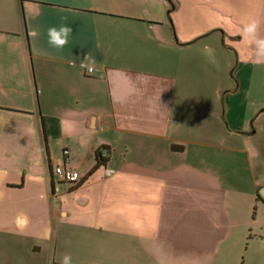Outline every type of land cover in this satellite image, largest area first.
<instances>
[{
  "label": "crops",
  "instance_id": "obj_1",
  "mask_svg": "<svg viewBox=\"0 0 264 264\" xmlns=\"http://www.w3.org/2000/svg\"><path fill=\"white\" fill-rule=\"evenodd\" d=\"M171 2L0 0V264H238L264 242V0Z\"/></svg>",
  "mask_w": 264,
  "mask_h": 264
},
{
  "label": "clouds",
  "instance_id": "obj_2",
  "mask_svg": "<svg viewBox=\"0 0 264 264\" xmlns=\"http://www.w3.org/2000/svg\"><path fill=\"white\" fill-rule=\"evenodd\" d=\"M258 28V22L252 21L245 26L244 32L254 38V35ZM72 33V29L67 25H61L59 27H50L47 30L49 37V44L54 48H63L69 42V36ZM257 46V57H264V39L255 40ZM62 264H70V256L65 255L62 259Z\"/></svg>",
  "mask_w": 264,
  "mask_h": 264
},
{
  "label": "rangeland",
  "instance_id": "obj_3",
  "mask_svg": "<svg viewBox=\"0 0 264 264\" xmlns=\"http://www.w3.org/2000/svg\"><path fill=\"white\" fill-rule=\"evenodd\" d=\"M259 85L254 89L255 99H262V95L259 91ZM264 98V97H263ZM264 148V147H263ZM260 220H262V235H264V212L260 215ZM260 230H254V233H258ZM246 245L243 248V255L241 259L238 258V264H264V242L263 241H253L244 242ZM232 263V262H230Z\"/></svg>",
  "mask_w": 264,
  "mask_h": 264
},
{
  "label": "built area",
  "instance_id": "obj_4",
  "mask_svg": "<svg viewBox=\"0 0 264 264\" xmlns=\"http://www.w3.org/2000/svg\"><path fill=\"white\" fill-rule=\"evenodd\" d=\"M85 69H86L88 75L92 74V72H93L92 67H88V68L85 67ZM68 153H69V151L66 150L65 155H68ZM100 157L102 159H106L108 157V150L107 149L101 150ZM55 175L59 179L65 181V182H68L70 184H77L80 180V173L77 170L69 169V168H66L63 166H58L55 169Z\"/></svg>",
  "mask_w": 264,
  "mask_h": 264
},
{
  "label": "trees",
  "instance_id": "obj_5",
  "mask_svg": "<svg viewBox=\"0 0 264 264\" xmlns=\"http://www.w3.org/2000/svg\"><path fill=\"white\" fill-rule=\"evenodd\" d=\"M169 1H170V3H171V9H173L174 5H173V3L171 2V0H169ZM98 157H99V158H98V163H97L95 169H98L100 166H102L103 163H104V161H105V160H102V159H101L100 155H98ZM259 198H260V196H259Z\"/></svg>",
  "mask_w": 264,
  "mask_h": 264
},
{
  "label": "water",
  "instance_id": "obj_6",
  "mask_svg": "<svg viewBox=\"0 0 264 264\" xmlns=\"http://www.w3.org/2000/svg\"><path fill=\"white\" fill-rule=\"evenodd\" d=\"M261 195H262L263 198H264V188L261 190Z\"/></svg>",
  "mask_w": 264,
  "mask_h": 264
}]
</instances>
